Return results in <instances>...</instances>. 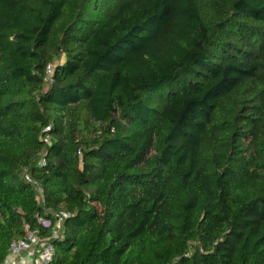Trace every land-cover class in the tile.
Listing matches in <instances>:
<instances>
[{
    "label": "trees",
    "instance_id": "16d2710c",
    "mask_svg": "<svg viewBox=\"0 0 264 264\" xmlns=\"http://www.w3.org/2000/svg\"><path fill=\"white\" fill-rule=\"evenodd\" d=\"M61 214L47 264H264V0H0V263Z\"/></svg>",
    "mask_w": 264,
    "mask_h": 264
},
{
    "label": "built area",
    "instance_id": "2783aa9c",
    "mask_svg": "<svg viewBox=\"0 0 264 264\" xmlns=\"http://www.w3.org/2000/svg\"><path fill=\"white\" fill-rule=\"evenodd\" d=\"M46 73L48 76L51 74L50 65L47 66ZM43 139L48 141L49 137L46 135ZM44 163V157L39 158L37 161L38 165H43ZM23 177L25 181L31 183L38 191V198L42 202L39 183L27 172L24 173ZM37 221L44 227L51 226L50 219L44 216H37ZM24 229V236L11 241L7 257L4 262L0 264H47L53 259L54 246L51 242V237L56 236L53 227L52 235L49 236H40L38 234V229L29 230L27 226Z\"/></svg>",
    "mask_w": 264,
    "mask_h": 264
},
{
    "label": "rangeland",
    "instance_id": "374dc122",
    "mask_svg": "<svg viewBox=\"0 0 264 264\" xmlns=\"http://www.w3.org/2000/svg\"><path fill=\"white\" fill-rule=\"evenodd\" d=\"M54 215H56V214H54ZM62 217H63V214H61V216L57 217L56 218V222H55V224L53 226V231H54V233L56 235L61 232V229H62V219H63Z\"/></svg>",
    "mask_w": 264,
    "mask_h": 264
}]
</instances>
